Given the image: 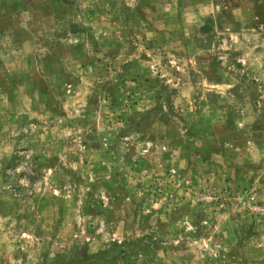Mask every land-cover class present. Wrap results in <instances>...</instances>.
Instances as JSON below:
<instances>
[{
  "label": "rangeland",
  "instance_id": "374dc122",
  "mask_svg": "<svg viewBox=\"0 0 264 264\" xmlns=\"http://www.w3.org/2000/svg\"><path fill=\"white\" fill-rule=\"evenodd\" d=\"M0 264H264V0H0Z\"/></svg>",
  "mask_w": 264,
  "mask_h": 264
},
{
  "label": "trees",
  "instance_id": "16d2710c",
  "mask_svg": "<svg viewBox=\"0 0 264 264\" xmlns=\"http://www.w3.org/2000/svg\"><path fill=\"white\" fill-rule=\"evenodd\" d=\"M57 1V0H56ZM58 1H63V2H70L71 0H58Z\"/></svg>",
  "mask_w": 264,
  "mask_h": 264
}]
</instances>
